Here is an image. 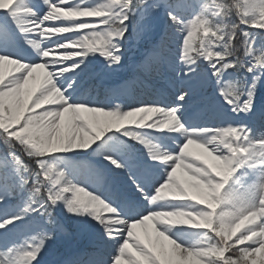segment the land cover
Segmentation results:
<instances>
[{
	"label": "snow or ice",
	"instance_id": "6c2138e0",
	"mask_svg": "<svg viewBox=\"0 0 264 264\" xmlns=\"http://www.w3.org/2000/svg\"><path fill=\"white\" fill-rule=\"evenodd\" d=\"M260 89L264 0H0V264H264Z\"/></svg>",
	"mask_w": 264,
	"mask_h": 264
},
{
	"label": "trees",
	"instance_id": "16d2710c",
	"mask_svg": "<svg viewBox=\"0 0 264 264\" xmlns=\"http://www.w3.org/2000/svg\"><path fill=\"white\" fill-rule=\"evenodd\" d=\"M146 47V38L145 39H136L132 40L125 45V59L123 60L125 63L121 67L120 73L126 71V66L130 60L139 59L141 58V53ZM130 75L128 72L126 76ZM140 86H145L141 84ZM134 90L139 89V85L133 87ZM145 89V88H144ZM89 231L84 228H77L75 225L69 224L67 227V233L62 235L58 240L57 243L53 246L54 250L58 252V255L55 258H63L69 257L74 258L77 253H83L85 250L81 249L83 245L89 244L87 241L88 239L84 240V233ZM90 234V233H89ZM92 245H89L87 248L91 250ZM48 257L53 258L51 254H48ZM86 258V257H85Z\"/></svg>",
	"mask_w": 264,
	"mask_h": 264
},
{
	"label": "rangeland",
	"instance_id": "374dc122",
	"mask_svg": "<svg viewBox=\"0 0 264 264\" xmlns=\"http://www.w3.org/2000/svg\"><path fill=\"white\" fill-rule=\"evenodd\" d=\"M100 66H102V65H97V69L99 70V67ZM12 68V66L11 65H5V68H4V73H5V75L7 76V74H8V72H9V70ZM36 75L37 76H39V75H41V73L38 71L37 73H36ZM106 82H107V80H106V78L105 77H103L102 79H101V82H100V84L103 86V85H105L106 84ZM162 84L160 85V88H159V94H160V98L161 99H169L170 97H171V95H172V92L174 91V89H173V87H172V85L171 84H168V83H165V82H161ZM128 96H130L131 97V95L128 93ZM139 231V230H138Z\"/></svg>",
	"mask_w": 264,
	"mask_h": 264
},
{
	"label": "bare ground",
	"instance_id": "6f19581e",
	"mask_svg": "<svg viewBox=\"0 0 264 264\" xmlns=\"http://www.w3.org/2000/svg\"><path fill=\"white\" fill-rule=\"evenodd\" d=\"M192 150H193V152H196V153H199V152H200L199 149H195V148H193Z\"/></svg>",
	"mask_w": 264,
	"mask_h": 264
}]
</instances>
